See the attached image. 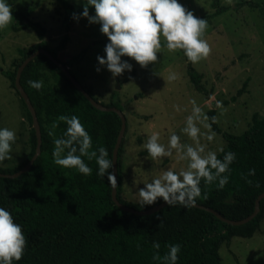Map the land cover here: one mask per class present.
<instances>
[{"label":"trees","instance_id":"1","mask_svg":"<svg viewBox=\"0 0 264 264\" xmlns=\"http://www.w3.org/2000/svg\"><path fill=\"white\" fill-rule=\"evenodd\" d=\"M60 1L68 10L74 9L67 0ZM241 4L263 7L253 0H246ZM212 5L216 9L214 16L227 9V6L221 5L220 0H213ZM23 17L26 22L20 29H33L41 40L28 51L32 53L46 48L58 58V52L65 49L70 41L72 15H65V34L55 49H50L44 40L46 26L40 21L31 20L25 14ZM20 52L23 60L30 55L23 49ZM81 56L82 54L75 56L72 61L79 63ZM62 62L70 66L69 63ZM19 66L20 64L13 71H2L14 88ZM43 70L53 73L57 84L40 90L30 87L28 81H41ZM188 74L195 89L209 95L202 82L203 74L190 61ZM21 83L37 111L43 141L42 152L28 172L15 178L0 176V207L12 214L14 221L21 225L27 240L23 258L13 261V264H162L153 259L157 251L153 248V242L160 244L161 257L169 251V245L179 244L181 251L178 253L177 264H224L220 254L223 243H229L236 236L252 237L262 230L264 198L261 200L259 214L241 225L229 224L206 208L179 203L167 205L160 211L147 215L124 211L112 199V186L107 174L104 177L97 175L95 158L89 161L87 157H83L92 169L89 176L53 162L55 145L45 126V121L55 122L59 138H63L67 125L59 121L58 117L75 115L92 138L90 151L104 147L108 150V159L113 160L122 125L119 114L93 106L62 69L42 53L26 66ZM245 85L226 103L233 102L242 95ZM17 93L19 94L18 91ZM21 100L31 123V149L18 167H0V171L5 173H15L23 168L36 151L38 140L33 117L26 102L23 98ZM108 106L116 105L111 103ZM117 107L123 111L120 106ZM208 114L214 131L221 133L227 140V146L217 154V158L223 160L226 153L233 152L236 159L229 170L222 174L228 176V182L223 188L219 187L218 179L211 184H205L201 180V196L196 198V203L213 208L230 219L245 218L254 211L256 199L264 192V116L254 114L252 124L245 132L232 134L223 131L216 120H213L216 118L215 108L210 109ZM125 136L118 153L119 200L141 210L163 202L162 198H158L153 205L142 207L140 203L123 199L122 158ZM66 152L67 150L64 154ZM76 154L79 155V152ZM250 169L255 170L254 175H249ZM109 172L113 173V167Z\"/></svg>","mask_w":264,"mask_h":264},{"label":"rangeland","instance_id":"2","mask_svg":"<svg viewBox=\"0 0 264 264\" xmlns=\"http://www.w3.org/2000/svg\"><path fill=\"white\" fill-rule=\"evenodd\" d=\"M74 6L68 10L60 0H6L12 9L11 25L0 31V128H9L16 133L12 144L11 158L0 162L1 168L18 167L30 152V129L26 108L12 87V82L2 71L11 70L23 61L20 49L29 52V48L41 40L31 28L20 29L26 22L23 14L31 20L42 22L47 33L44 40L50 49L58 46L65 34L64 18L83 11L84 0H67ZM246 0H232L225 12L213 15L216 9L213 0H178L197 18H205L208 27L203 39L211 46V54L193 66L203 74L202 82L209 95L199 92L190 81L189 60L182 50L169 52L166 46L157 53V62L142 68L134 59L122 57L132 65L113 78L106 66L99 65L97 56H106L104 51L109 42L100 32L99 24H90L87 18L71 20L70 41L65 49L58 52L61 61L70 64L69 68L91 94L104 104L120 106L127 117L122 160L124 180L122 197L127 201L140 203L139 190L146 183L159 177L163 171L172 169L179 172L187 169L188 161L173 154L156 161L148 157L144 144L153 133L160 134L159 142L165 147L171 134L180 136L182 144L195 143L182 132L186 118L193 113V104L201 109L200 144L209 151L219 154L227 146V140L221 133L214 131L209 119V110L216 109V122L223 131L242 134L252 124L254 114L264 116V0H253L261 5L252 7L243 5ZM239 4V5H237ZM90 15L95 14L89 8ZM33 53V52H32ZM31 54V52H29ZM79 63L72 61L79 56ZM100 67L99 72L96 68ZM175 73L177 79L168 80ZM43 87L55 86L56 76L43 70ZM246 83V85H245ZM120 84V88H118ZM245 85V91L233 102L226 103ZM222 102L218 107L217 102ZM174 106H179L177 111ZM53 122L45 121L48 131L53 130L52 139L59 138ZM212 135L209 141L207 136ZM55 147V146H54ZM220 254L224 264H264V221L262 230L252 237H233L229 243H223Z\"/></svg>","mask_w":264,"mask_h":264},{"label":"clouds","instance_id":"3","mask_svg":"<svg viewBox=\"0 0 264 264\" xmlns=\"http://www.w3.org/2000/svg\"><path fill=\"white\" fill-rule=\"evenodd\" d=\"M225 2L232 4V0ZM90 7L94 8V15H90ZM81 17L87 18L90 24H99L100 32L107 36L109 42L104 49L106 56L98 55L97 60L99 65L107 67L113 78L122 75L125 70L129 72L132 70V65L128 61H122L121 58L124 56L134 59L142 68H146L150 63L157 62V53L161 52L164 46L172 53L182 50L193 64L207 59L212 51L207 40L203 39L208 27L207 20L197 18L178 0H84L83 11L72 14L73 19L79 20ZM12 20L10 5L6 0H0V31L7 29ZM100 70V67L96 68L97 72ZM175 79H177L175 73L168 76L170 81ZM28 84L36 90L43 87V81L29 80ZM191 103L193 113L186 118L182 132L195 143V146L182 144L180 136L175 133L170 135L167 147L159 142L158 132H153L147 137L144 148L151 160L169 157L175 150L179 159L187 160L188 165L186 170L181 169L179 172L165 170L159 177L146 183L145 187L139 190L142 207L153 205L158 198H162L169 206L177 203L195 206L196 198L201 196V180L205 184H211L218 179L220 188L228 182V176L222 174L229 170L236 155L228 152L221 160L217 158L215 152L209 151L204 154L205 146L200 144L201 130L197 122L203 123L208 118L205 116L201 120V109L196 106L195 100ZM217 106L221 107L222 102L218 101ZM174 107L180 111L179 106ZM58 120L65 122L67 128L63 138L53 141L55 145L52 152L53 162L89 176L92 169L85 163L83 157H87L89 161L95 158L98 165L97 175L104 177L107 174L109 184L115 189L118 184L116 176L109 172L113 167V160L108 159V150L100 147L98 150L90 151L92 138L77 116L61 115ZM57 126L53 122L52 129ZM205 126L211 127L209 124ZM49 135L54 136V131L50 130ZM207 139L211 141L213 136L209 135ZM15 140L16 133L13 130L0 128V162L11 158L10 153ZM254 174L255 170L250 169L249 175ZM26 246L27 240L21 225L14 221L8 210L0 207V264L20 261ZM153 248L157 250L153 255L154 260L161 261L162 264H177L178 253L181 251L179 244L169 245V251L163 257L159 254L158 242H153Z\"/></svg>","mask_w":264,"mask_h":264},{"label":"water","instance_id":"4","mask_svg":"<svg viewBox=\"0 0 264 264\" xmlns=\"http://www.w3.org/2000/svg\"><path fill=\"white\" fill-rule=\"evenodd\" d=\"M45 54L46 56H48L56 65H58L62 71L64 72V74L71 80V82L84 94V96L93 104V106H95L97 109L102 110V111H114L116 113L119 114V116L121 117L122 120V125H121V129L117 138V142L114 148V152H113V174L116 176L117 179V184H118V175H119V163H118V153H119V149L121 146V143L123 141V138L125 136L126 130H127V117L124 114V112L116 107V106H108L106 104H104L103 102L95 99V97L83 86V84L76 78V76H74V74L71 72L70 68L65 65L59 58L55 57L48 49L46 48H40L36 51H34L33 53H31L30 55H28L23 62L20 64L18 70H17V75H16V79H15V89L16 91L19 92L21 98H23V100L26 102L28 109L30 110L32 117H33V127L35 128L36 131V135H37V146H36V151L33 155V157L29 160V162L20 170H18L15 173H5L0 171V176L2 177H7V178H15L20 176L21 174L28 172L35 160L40 156L41 152H42V128H41V124L40 121L38 119V115H37V111L34 107V105L32 104V101L30 99V96L28 95V93L26 92L25 88L23 87L22 83H21V76H22V72L24 71V69L26 68V66L36 58L37 55L39 54ZM118 88H120V84H118ZM264 198V192L261 193L258 198L256 199V205H255V209L254 211L247 217L242 218V219H230L227 218L225 216H223L220 212L214 210L213 208H208L204 205H200L198 203H195V206L197 207H201V208H206L209 211L213 212L217 217H219L221 220L229 223V224H233V225H241L244 223H247L249 221H251L252 219H254L260 212L261 210V200ZM112 199L113 201L124 211L130 212V213H134L137 215H147V214H152L155 213L157 211H160L162 208H164L165 206H167L168 204L163 201L161 203L155 204L152 207L146 208V209H137L133 206H129L123 202H121L118 198V186L113 189L112 188Z\"/></svg>","mask_w":264,"mask_h":264}]
</instances>
